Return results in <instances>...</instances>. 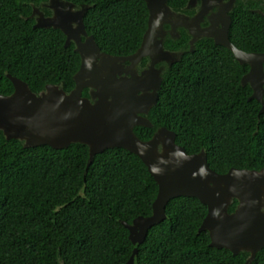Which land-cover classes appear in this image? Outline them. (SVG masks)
<instances>
[{"label": "trees", "instance_id": "1", "mask_svg": "<svg viewBox=\"0 0 264 264\" xmlns=\"http://www.w3.org/2000/svg\"><path fill=\"white\" fill-rule=\"evenodd\" d=\"M45 1L0 0L1 94L13 91L7 73L36 93L47 83L66 92L74 87L80 65L74 45L65 46L57 28L32 26L30 2L38 6ZM68 1L90 5L84 25L102 51L128 55L139 47L147 27L144 0ZM185 1L167 3L177 9ZM229 38L240 49L264 50V17L237 11ZM186 40L184 34L166 44L175 47ZM246 70L226 47L199 39L192 52L165 69L157 102L147 115L153 126H135L134 132L145 140L159 126L172 129L186 152L204 148L208 165L219 173L264 167V112L249 98L251 89L240 83ZM87 161L85 144L24 147L0 131V264L126 263L134 250L121 220L151 213L157 183L142 160L122 147L95 154L84 174ZM165 212L166 218L151 226L138 245L134 264L246 260L247 252L213 247L208 232L198 231L207 207L196 197H173ZM251 264H264V246Z\"/></svg>", "mask_w": 264, "mask_h": 264}, {"label": "water", "instance_id": "2", "mask_svg": "<svg viewBox=\"0 0 264 264\" xmlns=\"http://www.w3.org/2000/svg\"><path fill=\"white\" fill-rule=\"evenodd\" d=\"M144 1L147 27L139 47L128 55L102 51L93 35L87 33L83 16L90 5L46 0L42 6L50 9V15L34 5L30 14L35 19L32 26L62 31L64 45L74 44L80 65L73 75L74 87L68 92L61 85L47 83L36 93L25 81L7 73L13 91L0 93V131L6 139H17L24 147L49 145L59 149L71 143L85 144L88 161L84 174L94 155L106 148L122 147L137 155L157 183V193L149 215H138L131 222L121 220L134 252L148 229L166 218L167 202L173 197L188 196L196 197L207 207L198 231L208 232L209 244L233 254L247 252L243 264H251L264 246V167H230L219 173L208 165L204 148L188 153L177 144L174 130L159 126L150 138L143 140L134 127L153 126L147 115L157 102L163 79L161 68L156 69L154 63L165 61L171 65L182 55L164 48L163 38L168 31L164 25H169L171 35L177 34V27L185 28L191 35V51L198 38H212L215 44L229 49L240 64H247L249 70L242 76L241 84L249 82L253 89L250 98L261 104L259 113L264 112V52H246L235 46L228 37L227 16L220 28L216 21L200 27L203 11L189 17L173 10L167 0ZM191 3L189 0L187 6ZM145 56L152 63L138 73L135 65ZM126 61L129 64L125 67ZM85 88L88 96L82 95ZM234 200L237 203L229 211ZM134 252L125 264H134Z\"/></svg>", "mask_w": 264, "mask_h": 264}, {"label": "flooded vegetation", "instance_id": "3", "mask_svg": "<svg viewBox=\"0 0 264 264\" xmlns=\"http://www.w3.org/2000/svg\"><path fill=\"white\" fill-rule=\"evenodd\" d=\"M188 1L189 0H186L184 5L178 7L177 9H174L171 6L170 7L173 10H175L176 12H180L182 14H185V15L189 16V17H192L195 14L203 11L202 12L203 13V17L199 21L200 27L209 26V25L212 24V22L216 21L217 22V27L220 28L227 21L226 20V16L229 17L230 24H229V27H228V37H229V30H230V27H231V24H232V16H234L237 11L247 10V11L253 13V14H256V15L264 17V0H205L204 6H203V1L204 0H192V3L187 6ZM30 5H31V11H30V14H31L32 13V9L34 7V3L30 2ZM38 7L44 12L45 15H50L51 14L50 9H48L47 7L42 6V3H40V5H38ZM204 7H205V10H204ZM44 9H46V10H44ZM30 14H29V17H31ZM31 18H32L33 24H34V22H35L34 17H31ZM164 28L166 30H168L166 32V34L164 35V38H163V46H164V48L169 50V51H180V52H182V55L185 52H187V51L188 52H192L195 49V44H196V42L199 39L207 38V37L198 38L194 42V46H193V49L191 51L190 50L191 46L189 44V40L191 38V35L187 32V30L185 28L177 27L176 28V31H177L176 33L177 34L174 33L173 35H171L170 32H169V25L168 24L164 25ZM184 34L187 35V40H186L185 45H179L180 43L177 42V46L170 47V44L169 45L166 44V42L168 40L177 41V40L181 39V37ZM209 39H212V38H209ZM64 41H65V38H64ZM212 41H213V39H212ZM244 51H246V50H244ZM246 52H264V50H261V51H246ZM182 55H181V57H182ZM151 63L152 62H151L150 57H148V56L142 57L140 62H138L135 65V69H136V71L138 73H141L142 70H144L146 68H149ZM128 64H129V62L126 61L124 63V66L126 67ZM241 65H246L247 66V70L242 74V76H243L244 74H246L248 72L249 66L247 64H241ZM169 66L170 65H168L165 61H159V62L154 63V67L156 69L161 68L162 76H163V73H164L165 69L167 67H169ZM263 72H264V63H263ZM242 76H241V78H242ZM241 78H240V83H241ZM242 86H248L251 89L250 95L252 94L253 89L250 86L249 82H247L246 84H244ZM261 87L264 89V82L261 84ZM82 95L83 96H88V89H87V94L84 95L83 91H82ZM250 95H249V98H250ZM263 98H264V94H263Z\"/></svg>", "mask_w": 264, "mask_h": 264}]
</instances>
